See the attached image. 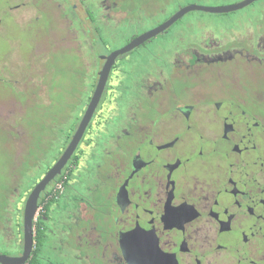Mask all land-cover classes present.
Returning <instances> with one entry per match:
<instances>
[{"label":"flooded vegetation","instance_id":"af4514ba","mask_svg":"<svg viewBox=\"0 0 264 264\" xmlns=\"http://www.w3.org/2000/svg\"><path fill=\"white\" fill-rule=\"evenodd\" d=\"M42 2L46 4V0H7L15 16L17 10L33 8L30 21H36L37 16L49 20V12L41 10ZM73 2L77 7L66 6L67 11L73 22L81 25L63 32L62 37L68 42L67 34L75 32L71 39L76 46L70 51L81 59L82 46L91 44L94 35L98 33L96 37L105 43L106 34L112 36L114 24L126 20L130 12L143 10L139 0ZM85 4L95 10V19ZM80 9L85 10L84 20L79 19ZM160 11L165 13L163 8ZM59 17L64 20L62 13ZM26 19L22 20L25 26ZM263 19L264 14L261 21L246 20L255 27L253 31H227L222 37L189 29L180 32L175 41L178 43L171 36L174 51L165 63L167 68H174L166 71L157 63L166 46L147 47L148 60L156 63L149 70L145 68L131 86L124 80L131 71L127 67L133 66L132 58L127 57L125 63L119 62L121 56L117 58L82 141L40 194L34 248L26 264L36 259L38 264H262L249 256L243 234L247 232L257 246L264 237V104L256 101L258 94H264ZM170 28L160 35L168 37ZM185 33L189 38L183 44L180 40ZM48 36L46 31L44 45L33 48L40 70L32 66L25 71L23 81L20 77L6 81L7 71L0 63V81L8 82L10 93L19 94L21 104L20 111L6 117L12 121L8 133L17 135V144L26 139L22 151L16 147L13 151L16 186L9 191L8 199L13 201L11 210L15 215L7 221L6 213L0 221V246L10 252L0 254L8 256L23 254L26 201L66 151L92 97L73 129L63 136L69 122L67 106L61 91L53 94L52 80H57L45 68V62L53 60L56 65L53 55L68 48L62 41L59 50H54ZM80 38L84 44L78 41ZM104 46L107 54L95 55L94 90L106 57L114 51L108 50L106 43ZM176 75L177 81L172 79ZM195 78L207 81L209 87L204 90L187 84ZM237 78L240 84L234 88L230 82ZM177 84L180 86L175 87ZM174 87L176 99L169 103ZM21 128L26 135L21 136ZM120 136H125V143H118ZM86 141L89 146H84ZM201 149L204 157L199 155ZM90 158H95V166L83 167ZM237 159L247 161V165L232 169L230 164ZM193 174L207 177L213 189L219 187V203L190 193ZM29 177L34 181L22 191L17 185ZM83 187L89 192L91 206L82 201L81 197L86 196ZM209 203L211 206H207ZM41 217L46 239L54 234L58 245L86 249L88 254L73 256L76 262L72 263L62 258L51 261L42 255L45 241L35 258L36 222ZM132 233L140 238V244L130 260L126 245ZM237 244L243 245L241 252L236 250ZM259 255L257 250L255 256Z\"/></svg>","mask_w":264,"mask_h":264},{"label":"rangeland","instance_id":"374dc122","mask_svg":"<svg viewBox=\"0 0 264 264\" xmlns=\"http://www.w3.org/2000/svg\"><path fill=\"white\" fill-rule=\"evenodd\" d=\"M240 1L242 0L154 1L148 11L138 10L130 12L126 20L114 24V31L112 33V36L110 35V33H107L105 43L109 48L108 50H117L119 48H122L123 46L128 44L129 40L154 28V26L159 24V22L163 21L164 19L168 18L181 6L184 7L189 4L219 6L231 3L233 4ZM87 7L88 6H86L85 4L84 8L89 10L95 19V14L97 13L91 7L89 9ZM47 8L48 11L46 12H49L50 15L49 20H46V17H43V19L40 20L41 23L38 24L37 21H30L31 19H29V16L33 14V8L28 7L23 10H17L15 16L9 11V4L7 3V0H0V20L2 22L0 27V63H2V65L4 66V70L7 71V76L5 77L7 79H5L6 81L13 80L15 77H20L23 81L24 77L27 75L26 72L29 71L32 66L37 68L36 71L40 70L38 69L40 68V66L37 67V59L33 57V48H35L36 46L44 45L46 31H49L50 29H55L59 25L64 23V20L60 19L59 13L56 11L54 6ZM162 8L165 10V13H161L160 10ZM263 14L264 3H260L259 0L242 10L228 14H211L198 11L190 12L170 28L168 37H164V35L157 36L149 40L139 48H136L135 50L119 58V62L121 63H125L127 57L132 58L130 60V64H133V66L129 65V67H127L131 71L129 76L124 80V83L129 86L134 85V80L139 79L138 76L142 74L144 69L146 68L147 70H149L152 67V64L156 63V61L153 59L148 60V57L146 55L147 47L163 48L164 45L166 46L165 50L164 48L162 49V52L160 54L161 57L159 58V61H157L158 66L162 68V65V70L164 69L163 71H166L169 67L174 68V66L170 65L167 68L165 63V59L167 58V56H169L174 51V43L171 42L172 39H169L172 38L171 36H173V40L175 42L177 37L180 35V32L187 29L195 33H207L212 37H222V32L227 31H253L255 27H253L252 23L246 20L257 19L261 21V16ZM78 15L80 17L79 19L84 20L85 10L80 9ZM25 18L29 19L28 21L26 19V26L23 24L22 21ZM19 20H21L20 23ZM242 24L243 26L239 27ZM74 25L75 28L79 29L81 24L75 21ZM41 27H43L44 29L43 32L38 31V29H40ZM60 35H63V31H61ZM96 35H98V33ZM96 35H94V39L91 44L82 46L81 51L83 53V59L77 57L76 54L70 51L72 48H75L76 43L73 42L71 39L74 37L73 34L68 33V43H70L73 47L69 49L66 46L68 48L67 51H61L53 55L54 57H56V65L54 64L53 60H48V62H45V68L48 70L49 73H51V76L53 78H56L57 80V82H54L52 80L51 87L53 90V94L56 91L57 93H60L61 91L62 101L64 102V105L67 106L66 113L69 122L67 124L66 129L63 131V136H65L67 132H70L71 129H73L75 122L80 119V115L85 110V107L88 103V98L92 95L94 91L95 55L107 54V49L104 46V41H101L99 38L96 37ZM188 38L189 34L185 33L184 39H181L180 41H184V44L188 40ZM78 41L80 43H83L84 39L80 38V40ZM180 41L179 44L182 45ZM175 43H178V41ZM95 47L97 48L96 51ZM62 54L63 58H61ZM57 66L59 71L57 70ZM13 73H15V76L12 75ZM55 73L59 74L55 75ZM176 77L179 76L176 75ZM200 79L201 78H195L193 81L188 80L187 84L193 85V88L199 87L201 89L206 90L209 87V84H207V81ZM137 82L139 84L138 80ZM9 93L10 92L8 82L0 81V96L4 97L7 100L9 99ZM11 125V119H0V202L4 196H9V191H6L8 189V185L11 191H13L16 186V183L13 179L14 173H16L15 167L13 168V151L15 147L22 151L26 144V139H24L23 142L19 140V144H17L15 140V137L17 135L14 137V135L8 133ZM117 141L118 143H125V136H120V138H117ZM88 143L89 142L86 141L84 146H89L87 145ZM102 156L103 154L101 153L99 157ZM94 160L95 158L87 159L83 167L87 168L95 166ZM43 168L44 167H42L41 169ZM83 179L86 180V182L88 181L86 178ZM33 181L34 177L25 178L21 180V183L17 186L23 191ZM93 184L95 185V182ZM82 192L86 195L84 197H81L83 203L85 204V206H91L92 203L90 202L91 197L89 195V192L86 191L85 187H83ZM9 200L10 206L6 210L8 214L7 221L12 216V214L15 215V212L11 210L12 206L14 205L13 201L11 199ZM68 218V215L65 216V219ZM56 239V235L49 234L47 236L46 243L42 251V255L46 258H49V260L51 261L56 262L57 260L62 258L65 259V261L72 263L76 262V259L73 256L77 254L84 255V252L88 254L86 249H83V251H78L77 249L72 246H69L68 244L58 245ZM0 252L10 254L9 251L5 250L3 247L1 248V246ZM77 263L79 262L77 261Z\"/></svg>","mask_w":264,"mask_h":264},{"label":"water","instance_id":"95a60500","mask_svg":"<svg viewBox=\"0 0 264 264\" xmlns=\"http://www.w3.org/2000/svg\"><path fill=\"white\" fill-rule=\"evenodd\" d=\"M258 0H242L240 2H236L233 4L227 5H219V6H206L200 4H189L184 7H181L178 11H176L170 18L161 23L160 25L144 32L143 34L134 37L132 40L128 42L122 48L112 51L106 57V63L103 69L100 72V79L96 90H94L91 100L87 105L85 113L82 117V120L73 135L71 142L69 143L66 151L59 159V161L50 169V171L46 174V176L36 185L31 194L29 195L25 210H24V250L23 254L19 257L8 256L4 254H0V264H26L29 260L30 255L34 248L35 241V227L34 222L38 211V201L40 194L43 190H45L46 186L54 179V177L61 172V169L67 164L68 160L71 158L76 148L82 141L86 130L92 121L95 110L101 100L103 91L105 89L110 71L115 64L118 57L123 56L136 48L144 45L149 40L157 37L158 35L164 33L171 26H173L176 22L182 19L185 15L190 12H206L211 14H228L232 12H236L242 10Z\"/></svg>","mask_w":264,"mask_h":264},{"label":"snow or ice","instance_id":"6c2138e0","mask_svg":"<svg viewBox=\"0 0 264 264\" xmlns=\"http://www.w3.org/2000/svg\"><path fill=\"white\" fill-rule=\"evenodd\" d=\"M260 3H264V0H259ZM140 7L144 11H148L151 5L154 3V0H139ZM47 5H53L58 13H62L64 17V23L59 25L55 29H50L49 30V39L54 42L53 44V49L54 50H59L60 43L63 41L64 44L71 49L73 46L68 43L67 41L64 40V37L60 35L61 31L63 32H68L70 30H73L75 28L74 22L72 20V14L67 11L66 6H71L73 8L77 7V5L73 2V0H46V4L44 2L41 3L40 7L42 11H48ZM36 21L38 24L41 23L40 17L37 16ZM43 27L38 29V31L43 32ZM75 35V32H73ZM70 55V53H69ZM63 58V54L61 56ZM164 73L161 72V76H163ZM173 80H176L177 77L173 76ZM232 87H238L240 84L239 79H235L230 82ZM180 85L177 84L175 87H179ZM175 87L171 93L172 96V101L169 103H172L176 99V92H175ZM184 87H187V85H184ZM199 95L201 98H204V93L200 92ZM256 101L258 103L264 104V94H258L256 97ZM163 103V101H161ZM243 103H249L248 100H244ZM222 106V104H221ZM21 110V104L19 102V94L15 92L9 93V99H5L4 97L0 96V119H4L8 116H14L18 111ZM162 111H167V109H161ZM244 114L247 115V109L244 110ZM259 126V125H258ZM188 130L191 132L193 131V126L190 124L188 125ZM26 131L21 128V136L26 135ZM179 139V138H177ZM199 155L201 157H204L205 153L203 149H201ZM205 163H207L205 161ZM247 165V161H241L239 159L233 160L230 164V167L232 169H236L239 166ZM219 163H217L216 167H219ZM184 179L187 181L189 178L187 176L184 177ZM205 189H208L205 191ZM189 191L192 195H197V194H202L203 199L205 201H210L211 203H219L218 197L221 195V190L219 187H216L213 189V184L212 182L207 178H202L198 175L193 174L190 178V186H189ZM211 203H209L207 206H211ZM237 203H239L237 201ZM175 211H182L181 209H176ZM235 219V216H233ZM261 219H264V216L261 217ZM195 231V230H194ZM257 235L256 231H253V236ZM247 237V239H245ZM97 237H92V239H96ZM192 237L189 236V239ZM262 243L257 246L255 241L253 240L252 237L248 235L247 232L243 234V241L245 244L249 246V256L254 257V260H259L264 264V237H261ZM140 244V238L137 236L136 233L130 234V236L127 239V245H126V254L129 256V259L131 260V257L135 254V252L138 249V246ZM238 252H241L243 250V245L237 244V249ZM259 250L260 255L258 257L255 256V252ZM123 264V262H121ZM135 264V262H133Z\"/></svg>","mask_w":264,"mask_h":264},{"label":"trees","instance_id":"16d2710c","mask_svg":"<svg viewBox=\"0 0 264 264\" xmlns=\"http://www.w3.org/2000/svg\"><path fill=\"white\" fill-rule=\"evenodd\" d=\"M10 187L8 185V189L6 191H10ZM9 207V199L8 196H4L0 202V221H4V219L6 218V210ZM42 217L39 219L38 222H36V226H37V230H36V249H35V258L38 257V255L41 253V250L44 246L45 243V229H41V224H43L42 222ZM32 264H38V260H34L32 262Z\"/></svg>","mask_w":264,"mask_h":264}]
</instances>
